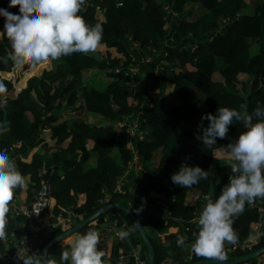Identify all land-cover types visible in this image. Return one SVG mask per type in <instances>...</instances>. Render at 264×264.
<instances>
[{"label":"trees","instance_id":"16d2710c","mask_svg":"<svg viewBox=\"0 0 264 264\" xmlns=\"http://www.w3.org/2000/svg\"><path fill=\"white\" fill-rule=\"evenodd\" d=\"M18 13L17 6L13 14ZM79 15L89 25L100 24L103 29L95 52L50 60L39 78L21 74L19 90L0 75V84L5 88L0 94L5 104L0 122L7 126L0 135V149L14 156L27 185L15 189L12 200L18 203L24 192L23 205H28L44 183L50 182L54 213L74 207L84 212L83 221L106 205L99 199L107 192L114 193L112 203L131 209L146 231L154 248L155 264H193L206 259L194 256L192 261H185L188 250L175 255L179 229L196 226L194 220L206 203H194L189 192L208 194L213 200L218 197L231 175L225 147L245 129L239 122L229 126L227 137L217 140L219 150L214 157L197 140L198 126L203 115L215 114L219 107L239 109L244 104L251 113L258 103H264V0H92ZM169 37L174 38L172 45L168 44ZM187 44L195 48L191 50ZM132 49L139 51L144 60L160 54L164 66L149 77L152 106L141 117L146 136L135 141V149L129 147L126 127H120L121 122L136 115V97L147 90L145 84L135 86L127 72L137 64L133 58L140 59ZM11 51L9 41L3 37L0 58L7 59ZM16 66L10 59L6 63L0 60V72H11ZM21 66L28 70L37 65ZM97 74L107 76L102 87L90 80ZM207 123L203 121L204 126ZM37 129V141L27 146L25 140ZM19 145L21 151L17 150ZM135 156L147 171L137 177L127 176L125 186L118 188ZM185 156L192 159L190 166L208 172L207 180L191 188L172 183L171 176ZM255 201L264 203L261 198ZM142 205L143 210L136 214L134 209ZM262 216L264 213L261 215L246 202L243 213L233 217L239 241L254 243L253 251L264 249V226L258 231ZM107 217L119 227L123 223L132 227L134 223L125 211L112 208L78 234L98 231ZM21 220L7 212L5 239ZM69 229L63 224L45 227L44 243L33 253H43L47 243ZM198 230L196 226L195 232ZM137 237L138 254L148 261V248L139 233ZM59 244L50 249L51 264ZM229 246L224 245L226 261L245 255L239 251L228 253ZM97 248L110 250V262L127 256L128 262L123 264H135L131 260L135 248L129 237H117L107 247L99 235ZM8 255L11 247L0 240V264H12L7 261ZM258 258L264 261V252Z\"/></svg>","mask_w":264,"mask_h":264},{"label":"clouds","instance_id":"9594fccd","mask_svg":"<svg viewBox=\"0 0 264 264\" xmlns=\"http://www.w3.org/2000/svg\"><path fill=\"white\" fill-rule=\"evenodd\" d=\"M85 2L86 0H9L8 7L18 6L19 13L13 14L0 8V17L5 19L0 37L7 38L12 50L7 59L15 65L27 63L35 66L74 53L95 52L101 44L103 29L100 24L89 25L79 15ZM7 59L0 58L5 63ZM4 92L5 88L0 84V94ZM4 107V102L0 100V110ZM201 120L196 138L214 157L219 150L216 147L217 140L227 137L229 126L239 122L245 130L225 147L230 157L231 175L215 200L205 198L206 203L197 218L199 230L193 233L194 240L189 246L188 237L178 235L176 245L189 250L196 257L226 262L225 242L235 246L239 241L232 226L233 217L243 213L246 202L264 199V103H258L251 113L244 104L239 109L219 107L215 114H205ZM203 121H208L207 126H204ZM5 131L7 126L0 122V135ZM207 179V171L200 166L188 164L181 165L171 176L172 183L181 188H191ZM25 187V177L16 163L6 150L0 149V240L6 238V214L14 190ZM143 207L134 209L136 214ZM140 225L136 221L132 228L121 230L116 236L124 240L137 231ZM98 243L99 234L94 229L79 235L67 250L62 251L61 264H104L105 254L98 250ZM17 259L22 260L23 264H51L43 253L24 255L19 248Z\"/></svg>","mask_w":264,"mask_h":264},{"label":"built area","instance_id":"2783aa9c","mask_svg":"<svg viewBox=\"0 0 264 264\" xmlns=\"http://www.w3.org/2000/svg\"><path fill=\"white\" fill-rule=\"evenodd\" d=\"M101 1V0H100ZM9 0H0V8H5L9 12L13 13L16 9L8 7ZM88 4H92V0H86L85 4L82 6L84 9ZM5 24V19L0 17V31H3ZM3 38V37H2ZM174 38H168V44L172 45L174 43ZM190 49L193 50L195 46H191L187 44ZM185 47V46H184ZM133 61H136L137 64L131 66L127 71L130 77L135 80V86L143 84L144 73H141V65L140 60L137 57L133 58ZM16 72L13 71L9 75H14ZM156 72V71H155ZM8 80H11L13 83L18 81L17 77L9 76ZM131 84V83H128ZM152 106V97L146 92L144 97L142 98V103L139 109L136 112V115L133 117H129L126 121L120 123V127H126V133L130 139L129 147L131 149H135L136 140L144 139L146 134L141 128V117L145 113L147 108ZM193 163L192 159L188 156H185L181 159V165L188 164L191 165ZM147 169L145 168L144 164L141 163L138 156H135L134 159L129 162V172L128 175L121 178L118 182V188L125 186L126 182L128 181V177L133 174L135 177L138 174L146 172ZM128 176V177H127ZM52 193V186L50 182H45L42 188L39 190L35 199L28 205H21L17 203V201L11 200L8 204V212H10L14 217L21 218L22 220L19 223L24 224L26 227L29 226V230L24 232L19 238H17L15 245L11 248V255H8L9 261L12 264H23L22 260L17 259V252L18 248L20 252L24 255H31L34 249L44 243V237L42 234L41 226L46 225L48 227H57L59 224H63L67 226H75L79 222H81L84 212H80L76 208L72 207L69 211L59 212V214H55L53 209V198L51 197ZM114 193L107 192L101 199H99L100 204H111L113 199ZM206 197L209 198V195H196L195 201L196 202H204ZM252 207H256L260 214L264 213V203H258L256 201L250 203ZM198 218V217H197ZM197 218H195V222L197 223ZM46 219V220H45ZM46 222V223H45ZM198 226L197 224H195ZM264 226V218L260 221L259 232ZM17 230V225H16ZM15 230V233H16ZM119 232V231H118ZM117 233V232H116ZM115 233V235H116ZM8 239V238H7ZM6 240L3 239L2 242ZM227 243V242H225ZM254 243L248 242H240L233 246L230 245L227 249L228 253H235L237 251L242 252L244 254L253 252V245ZM10 251V250H9ZM188 255L185 257V261H192L195 254L191 253L189 250L187 251ZM134 256V263L135 264H149V261L144 260L140 257L138 253L133 254ZM124 256L121 257L123 259ZM231 261V260H230ZM243 264H264V261L261 258H256L245 262Z\"/></svg>","mask_w":264,"mask_h":264},{"label":"crops","instance_id":"0c3cea01","mask_svg":"<svg viewBox=\"0 0 264 264\" xmlns=\"http://www.w3.org/2000/svg\"><path fill=\"white\" fill-rule=\"evenodd\" d=\"M132 53L134 55L136 54V55H138L140 57L139 60H140V63H142V68H143V73H144V79H145V82H146V83L143 82V84H145L144 86H147V90L145 91V93L146 92L148 93V89L150 88V84H149V81L150 80H149V77H151V73L153 71H157L158 69L164 67L163 66V62H162V59H161V55L158 54L155 57L153 56V57H150V58L144 60L142 58V56L140 55L139 51L138 52H135V49H132ZM46 64L47 63H42V64H39L36 67L31 68V69H28V70H24L21 65H17L16 67H19L20 66L21 67V70L24 71L25 73L26 72L27 73H30L31 74V77H37V78H39L40 77V74H41V71H42V68ZM16 67L13 69V71L16 70ZM17 69H20V68H17ZM12 72H0L1 78L8 80V78H9L8 75L11 74ZM16 72H18V71H16ZM16 72H15L14 75H9V76L17 77L18 78V75L20 76L21 73H16ZM95 78H99V80H96ZM105 78H106V76H104L103 74H100V75H97V76L95 75V77L92 78V82L93 83H98L99 86L102 87L103 85H101V84H104L107 81ZM19 80L20 79L18 78V81ZM8 81H10L11 83H13L11 80H8ZM143 97H144V94L142 96L138 95L136 97L137 98V101H136V104H135L136 112H137V110L139 109V107H140V105L142 103V98ZM132 116H134V115H132ZM17 150H19V151L22 150V148H21L20 145L17 146ZM33 152L34 151H32L28 155L27 159L30 158V156H31V154ZM13 157L11 156L10 158L14 160ZM150 168H152V164H150ZM194 194H195V196L196 195H199V194L194 193L193 190H191L189 192V198H190L191 201H194V203H197V202H195V196H194ZM25 200H26V194L23 192L18 197V203L21 204V205L26 204L25 203ZM160 219L162 220V217ZM105 221L106 222L104 223V225H101V227L98 228V231L97 232H98L99 235H101L104 238L105 243L107 244V247L110 246L111 243L113 242V240H115L117 238V236L115 235L116 232L121 231V230H128V229L132 228L129 225H127L126 223H123L122 224L123 226L119 227L117 225L116 221L113 220L110 217H107L105 219ZM45 227H48V226L42 225L41 226V230L43 231V229ZM195 229H196V226H194V225H193L192 228H189V229L180 228L177 235H185V236H187L188 237V244H191V242L194 240L193 233H195ZM28 230H29V226L28 225L25 227L24 224L18 223L17 224L16 233L15 232H12L11 235H10V237H8V239H6V240H4L2 242L3 245L5 247H8V248L11 247L12 248L15 245L17 238H19V236H21L24 232H26ZM164 231L165 230L162 229L161 230V233H164ZM138 233H139L138 231H135V232H133L129 236L130 241L134 244V248H135L134 251H135V253H138V251H139V249L136 248V244H137V241H138V239H137L138 238L137 237L138 236ZM79 235L80 234H76V235L70 236L67 239H65L62 242H60V244L57 246V249H56L57 252L55 251L54 254H52V262H53V264H61L60 256H61L62 251L63 250H67L69 248L71 242H73ZM105 251H103L104 254H105L104 257H103L104 264H123V263L128 262V257L127 256H124L123 259L120 258L118 260H115V261L110 262V261H108V257H109L110 250H105ZM184 252H186V249L179 247L178 248V251L175 253V255L181 256ZM131 260L134 262V256L131 257ZM7 261H9V260H7Z\"/></svg>","mask_w":264,"mask_h":264},{"label":"water","instance_id":"95a60500","mask_svg":"<svg viewBox=\"0 0 264 264\" xmlns=\"http://www.w3.org/2000/svg\"><path fill=\"white\" fill-rule=\"evenodd\" d=\"M1 39H2V37H0V40ZM38 134H39V129L35 130L32 133V135L25 140L26 145L32 146L37 141ZM112 208H119V209L125 211L129 215V217L132 219L133 222L139 221L137 219V217L135 216V214L132 212V210L125 207L122 204L111 203V204L105 205L99 212H97L94 215H92L91 217L79 222L78 224H76L74 227L69 229L66 233H64L60 237H57V238L53 239L52 241H50L49 243H47L43 249L44 258L46 260L48 259L50 249H52L54 246H56L57 244H59L63 240L67 239L68 237L78 234L84 226H86L87 224L96 220L100 214L104 213V211L112 209ZM137 231L139 232V234L142 237L146 247L148 248L149 264H155V262H154V248H153V245L151 244V242L148 238L146 231L144 230V228L141 225ZM263 252H264V249L260 250V251H253V252L247 253L245 255H242V256L234 259V260L226 261V262H219V261H214V260H210V259H203V260L196 261L193 264H243V263L248 262L250 260L256 259Z\"/></svg>","mask_w":264,"mask_h":264},{"label":"rangeland","instance_id":"374dc122","mask_svg":"<svg viewBox=\"0 0 264 264\" xmlns=\"http://www.w3.org/2000/svg\"><path fill=\"white\" fill-rule=\"evenodd\" d=\"M174 17H175V16H171V19L174 18ZM174 19H175V18H174ZM174 19H173V20H174ZM45 66H46V65H45ZM17 68H20V69H17ZM12 71H13V70H12ZM12 71H11V72H12ZM16 71H18V72H16V73H21L23 77H25V76L27 75V72L25 73L24 71H22L20 66H19V67H16ZM97 75H100V74H97ZM97 75H96V76H97ZM103 75L105 76V74H103ZM20 76H21V75H20ZM20 76H18V78H19L20 80H19V81H16L15 83H13V85L16 86L15 88H16L17 90H19V89H18V84H19L20 81H21V77H20ZM8 77H9V75H8ZM95 79H96V80H99V78H95ZM105 79L107 80V76H106ZM245 79H246V78H243V80H245ZM90 80H92V78H91ZM101 85H104V84H101ZM26 87H27V85H25L24 87H21V90L24 89V88H26ZM16 92H17V91H16ZM226 156H227V158H225V159L230 161V157H229V155H226ZM219 157L223 158V160H224L223 155H220Z\"/></svg>","mask_w":264,"mask_h":264},{"label":"bare ground","instance_id":"6f19581e","mask_svg":"<svg viewBox=\"0 0 264 264\" xmlns=\"http://www.w3.org/2000/svg\"><path fill=\"white\" fill-rule=\"evenodd\" d=\"M18 76H19V75H18ZM69 227H71V228H72V227H74V226H69Z\"/></svg>","mask_w":264,"mask_h":264}]
</instances>
